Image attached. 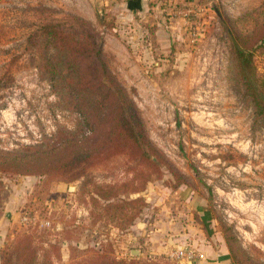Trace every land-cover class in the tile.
Wrapping results in <instances>:
<instances>
[{"label": "rangeland", "instance_id": "1", "mask_svg": "<svg viewBox=\"0 0 264 264\" xmlns=\"http://www.w3.org/2000/svg\"><path fill=\"white\" fill-rule=\"evenodd\" d=\"M114 4L0 0V152L45 148L79 132L80 114L46 73L54 49L40 34L49 23L76 30L84 20L138 110L157 162L146 185L127 143L88 163L81 140L92 136L102 150L106 131L98 127L62 152L63 171L0 173V264L30 231L37 245L57 250L52 264H79L103 250L187 264L176 257L186 243L177 237L193 230L222 241L232 264H264V114L237 57V48L250 55L247 75L264 93V0H176L151 18ZM74 148L80 154L69 160ZM103 185L116 187L114 202L146 200L133 224L126 206L119 219L106 214L96 192ZM132 187L141 190L130 194ZM152 240L169 246L147 253Z\"/></svg>", "mask_w": 264, "mask_h": 264}, {"label": "trees", "instance_id": "2", "mask_svg": "<svg viewBox=\"0 0 264 264\" xmlns=\"http://www.w3.org/2000/svg\"><path fill=\"white\" fill-rule=\"evenodd\" d=\"M176 8L179 9V6ZM79 23V29L76 30L52 23L44 26L40 36L46 38L54 49L47 58L46 73L51 76L50 80L58 89L60 98L67 99V107L74 108L80 114L78 125L80 133L86 129L97 132L98 127L106 131L103 149H98V145L91 141L92 136L83 135L82 139L79 132H68L63 137L64 142L55 141L45 148L29 146L15 152H0V173L42 175L63 171L68 166L63 162L62 152L64 153L69 146H80L82 139V143L88 145V149L85 150L88 163L110 154H117L119 152L113 148H121L128 144L125 152L130 153L132 159L144 167L143 170L146 172L141 179L146 185L150 177L147 171L156 169L157 162L152 159V147L143 121L126 90L109 70L102 42L98 43L95 28L84 20ZM237 57L245 86L248 91H252L254 106L258 113L263 115L264 93L255 89V84L247 75L248 67L252 66L250 55L237 48ZM79 154L80 151L74 148L67 155L69 160H73ZM135 181L132 180L130 184L133 186ZM97 187L98 196L106 201L103 210L114 220L119 219L118 209L126 206L125 221L131 225L138 212L147 206L146 200L142 197L114 202L112 199L118 196L116 187L109 185ZM140 190L132 187L129 193ZM93 200L99 202L95 197ZM110 209H114L113 214L110 213ZM55 251L57 252L55 249L37 245L34 233L30 231L16 240L12 249L3 256L1 264H52ZM89 258L79 264H173L158 256H150L146 260L137 256L119 258L108 250L95 252Z\"/></svg>", "mask_w": 264, "mask_h": 264}, {"label": "crops", "instance_id": "3", "mask_svg": "<svg viewBox=\"0 0 264 264\" xmlns=\"http://www.w3.org/2000/svg\"><path fill=\"white\" fill-rule=\"evenodd\" d=\"M111 4L115 3L116 7L125 9L130 14H136L143 18H151V11L165 10L176 0H107ZM165 4V5H164ZM149 14V16L147 15ZM187 225V224H186ZM189 224L188 226H190ZM195 230L189 232H180L177 237L179 242L184 240L186 243L182 247H194L201 254L202 258L196 259L187 264H232L229 251L222 241L208 239L203 232L194 233ZM214 239V238H211ZM169 246L168 243L156 245L154 240L148 243L147 253L153 254L155 251H165Z\"/></svg>", "mask_w": 264, "mask_h": 264}, {"label": "built area", "instance_id": "4", "mask_svg": "<svg viewBox=\"0 0 264 264\" xmlns=\"http://www.w3.org/2000/svg\"><path fill=\"white\" fill-rule=\"evenodd\" d=\"M176 257L190 263L202 258V254L194 247H181L178 249Z\"/></svg>", "mask_w": 264, "mask_h": 264}, {"label": "water", "instance_id": "5", "mask_svg": "<svg viewBox=\"0 0 264 264\" xmlns=\"http://www.w3.org/2000/svg\"><path fill=\"white\" fill-rule=\"evenodd\" d=\"M135 250H133V252H134ZM133 254V253H132ZM134 255V254H133Z\"/></svg>", "mask_w": 264, "mask_h": 264}]
</instances>
